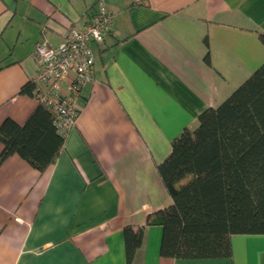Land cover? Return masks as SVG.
Segmentation results:
<instances>
[{
    "label": "crops",
    "instance_id": "obj_1",
    "mask_svg": "<svg viewBox=\"0 0 264 264\" xmlns=\"http://www.w3.org/2000/svg\"><path fill=\"white\" fill-rule=\"evenodd\" d=\"M98 1L113 27L92 44L59 157L44 173L19 155L0 163V264H264V235L234 236L228 258L182 260L162 256L163 228L147 225L173 204L157 169L172 141L264 63V0H0V126L39 104L20 94L35 46L60 45ZM126 227L144 230L131 262Z\"/></svg>",
    "mask_w": 264,
    "mask_h": 264
},
{
    "label": "trees",
    "instance_id": "obj_2",
    "mask_svg": "<svg viewBox=\"0 0 264 264\" xmlns=\"http://www.w3.org/2000/svg\"><path fill=\"white\" fill-rule=\"evenodd\" d=\"M259 39L264 45V31ZM36 88L30 81L20 94L35 96ZM55 121L40 101L24 125L5 120L0 163L19 155L46 172L65 142ZM157 169L173 200L147 217V225L163 228L162 256L228 258L234 236L264 235V63L219 106L202 112L195 129H184ZM143 231L124 230L128 262L141 246Z\"/></svg>",
    "mask_w": 264,
    "mask_h": 264
},
{
    "label": "built area",
    "instance_id": "obj_3",
    "mask_svg": "<svg viewBox=\"0 0 264 264\" xmlns=\"http://www.w3.org/2000/svg\"><path fill=\"white\" fill-rule=\"evenodd\" d=\"M113 22V13L104 2L98 1L89 23L82 29L68 31L60 45L54 47L41 41L35 46L39 65L35 96L54 113L57 130L64 136L76 124L78 101L93 77L95 53L92 44L104 42Z\"/></svg>",
    "mask_w": 264,
    "mask_h": 264
}]
</instances>
